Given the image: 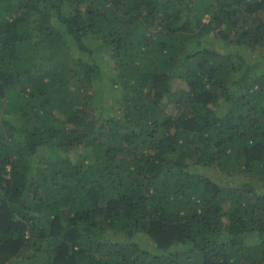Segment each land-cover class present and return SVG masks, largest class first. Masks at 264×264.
Wrapping results in <instances>:
<instances>
[{"label":"trees","instance_id":"1","mask_svg":"<svg viewBox=\"0 0 264 264\" xmlns=\"http://www.w3.org/2000/svg\"><path fill=\"white\" fill-rule=\"evenodd\" d=\"M263 58L264 0H0V264H264Z\"/></svg>","mask_w":264,"mask_h":264},{"label":"rangeland","instance_id":"2","mask_svg":"<svg viewBox=\"0 0 264 264\" xmlns=\"http://www.w3.org/2000/svg\"><path fill=\"white\" fill-rule=\"evenodd\" d=\"M206 19H207V17H206ZM88 43L92 47H96L97 46V42L93 40V37L92 36H89L88 37ZM259 63H260L259 68L260 69L264 68V58L261 59V61ZM184 87H185V84L182 81H180L179 79H175L174 82H173V84H172V87L171 88L172 89H179V88H184ZM108 100L109 99H107L106 102H108ZM108 105H110V104H108ZM162 106L168 112H170L171 109H172V106L168 107V105L165 106L164 104H162ZM193 169L196 170L198 173H201V174H203V175H205L207 177L208 176L210 178L211 177H214V175L213 176L211 175V173H213V172H210V169H211L210 167L197 166V167H195ZM222 180H224V179H221V181ZM234 180H240V177L239 176H235V177H231V178L229 177V178H227V180H225L224 183L225 184H227V183L230 184ZM132 239L139 242L141 249H143L145 251H148V252H154V246H153V244H151V242H149V239L146 238V237H144L141 233L136 234L135 236L132 237ZM183 249H184V245L182 243L175 244L173 247H171V250H173V251H179V252H181V251H183Z\"/></svg>","mask_w":264,"mask_h":264}]
</instances>
